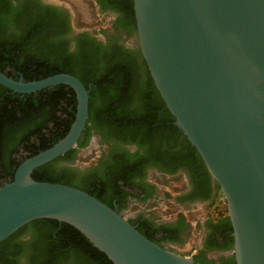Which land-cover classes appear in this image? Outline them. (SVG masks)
Segmentation results:
<instances>
[{
	"label": "water",
	"instance_id": "95a60500",
	"mask_svg": "<svg viewBox=\"0 0 264 264\" xmlns=\"http://www.w3.org/2000/svg\"><path fill=\"white\" fill-rule=\"evenodd\" d=\"M134 11L156 88L227 202L236 264H264V0H134ZM0 84L22 94L66 84L77 99L68 133L0 184V242L47 218L76 227L114 264H200L87 191L33 178L74 148L86 126L89 89L80 78L27 81L0 70Z\"/></svg>",
	"mask_w": 264,
	"mask_h": 264
},
{
	"label": "trees",
	"instance_id": "16d2710c",
	"mask_svg": "<svg viewBox=\"0 0 264 264\" xmlns=\"http://www.w3.org/2000/svg\"><path fill=\"white\" fill-rule=\"evenodd\" d=\"M126 4L128 12L131 10L133 13L132 0H128ZM15 8L17 7L12 0H0V32L3 27L9 26L21 30L20 35L14 39L17 41L13 42V46H7L0 34V70L15 79L23 75L27 81L61 72L76 75L89 89L87 124L99 118L112 126H118V129L121 128L119 132H127L128 129L136 132L132 126L138 127V131H142L138 138L141 146L148 144V160L159 158L164 161L165 155L170 154L172 148L181 147L183 154L180 152L171 157L173 163L182 161L189 165L188 158L192 157L190 165L195 166V163L202 162L197 149L175 124V117L162 99L147 63L140 55L134 56V61L132 58H120L115 52L81 48L70 51L49 43L44 44L48 38L47 33L42 32L44 24L35 22L27 12H14ZM136 76L139 78L137 89L141 97V107L133 114L124 112L122 104L130 99L132 88L137 83ZM99 97L104 101L103 106L98 103ZM76 111V92L69 85L58 84L38 92L22 94L0 84V176H4L0 178V184L13 180L16 169L24 159L51 147L63 138L75 119ZM65 114L66 117L62 118ZM41 116L45 120L39 123ZM50 120L57 123L52 129H48ZM90 128L91 126L88 127ZM178 135L182 137L178 139ZM87 139L79 142L78 147L85 146ZM78 147L70 149L63 157L38 167L32 176L39 181L78 187L105 202L99 194V182L91 177V170L82 171L75 166L58 162L60 158L75 160ZM22 148L30 154L16 159L15 155ZM129 168L123 164L122 169ZM109 206L114 208L113 204ZM217 215L225 216L227 211L223 210ZM183 221L182 216L181 222ZM30 226L44 228V232L35 234L29 242H23L24 247L35 248V245L38 248V258L44 257L52 262L69 259V264H114L80 230L68 223L40 218ZM137 229L146 235L142 228ZM151 230L148 227L146 236L153 240L154 234ZM20 232L19 229L0 242V264L6 258L5 249L11 248L14 252H19L23 247L16 241ZM233 244L234 237L225 247L232 249ZM194 259L196 262L206 261L205 251H200ZM35 260L36 256H33V261Z\"/></svg>",
	"mask_w": 264,
	"mask_h": 264
},
{
	"label": "flooded vegetation",
	"instance_id": "af4514ba",
	"mask_svg": "<svg viewBox=\"0 0 264 264\" xmlns=\"http://www.w3.org/2000/svg\"><path fill=\"white\" fill-rule=\"evenodd\" d=\"M127 1L91 0L90 7L96 12L98 23L79 26L76 23V8L67 3L56 0H12L17 7L14 12H27L35 22L44 24L42 32H46L48 37L44 44L49 43L70 51L81 48L115 52L120 58H132L135 61L139 55L143 59L144 57L139 45L135 11L128 12ZM132 7L134 10V0ZM20 31L13 26L3 27L1 39L7 46H13ZM137 77L130 99L122 104L123 111L127 113H137L141 107ZM98 103L103 106V99L99 97ZM65 117L66 114L62 118ZM39 120V123L43 122L45 117L41 116ZM56 124L50 120L48 129L54 128ZM132 127L136 132L131 129L119 132L121 128L112 126L106 120L97 118L90 121L75 146L78 147L79 142L88 138L85 146L78 147L76 159L60 158L58 162L75 166L82 171L91 170V177L99 182L102 199L109 205L113 204L131 223L142 228L146 235L148 227L151 228L153 240L163 247L193 257L200 251H205L207 259L199 260L200 264H236L233 248L225 247L233 237L228 212L225 216L217 215L215 218L210 210L215 208L222 193L221 188L203 160L195 163V166L190 165L193 157L188 158L190 166L182 161L173 163L170 158L176 153L183 154L181 147L172 148L171 153L165 155L164 161L159 158L148 160V144L141 146L138 139L142 131H138V127ZM181 137L178 135L177 138ZM18 153L21 156L19 159L30 154L24 152L23 148ZM84 157L87 160L83 162ZM123 164L130 168L122 169ZM169 182L179 184L172 186ZM148 193L151 196L148 197ZM169 208H172L170 215L158 214V209L169 211ZM33 221L20 228L16 241L21 246L23 242L32 240L35 234L44 232V228L40 226H30ZM34 247L23 246L19 252H14L11 248L5 249L6 258L2 264L70 262L69 259L52 262L44 257L38 258V248ZM33 256H36L35 261Z\"/></svg>",
	"mask_w": 264,
	"mask_h": 264
},
{
	"label": "rangeland",
	"instance_id": "374dc122",
	"mask_svg": "<svg viewBox=\"0 0 264 264\" xmlns=\"http://www.w3.org/2000/svg\"><path fill=\"white\" fill-rule=\"evenodd\" d=\"M56 1L67 3V4L76 8V11H77L76 23L79 26H92V25H96L98 23V19L96 18L97 15H95L96 12H94L93 9L90 7L91 0H56ZM15 157H16V159H19L21 156H19V153H17L15 155ZM86 160H87V157L86 158L84 157L82 161L84 162ZM2 177H4V176L1 175L0 178H2ZM168 184H172V186H175V185H178L179 183L169 182ZM225 202H226V200L223 196V193H221L215 208L210 209V210H212L213 217L216 218L217 214L223 210H226L228 212L227 202L226 203ZM171 209L169 208V211H167L168 209L165 211L158 209L159 210L158 214L162 213V215L168 216L172 212Z\"/></svg>",
	"mask_w": 264,
	"mask_h": 264
},
{
	"label": "built area",
	"instance_id": "2783aa9c",
	"mask_svg": "<svg viewBox=\"0 0 264 264\" xmlns=\"http://www.w3.org/2000/svg\"><path fill=\"white\" fill-rule=\"evenodd\" d=\"M189 256H191V255H189Z\"/></svg>",
	"mask_w": 264,
	"mask_h": 264
}]
</instances>
